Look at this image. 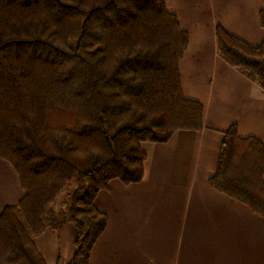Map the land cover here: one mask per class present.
<instances>
[{
  "label": "trees",
  "instance_id": "obj_1",
  "mask_svg": "<svg viewBox=\"0 0 264 264\" xmlns=\"http://www.w3.org/2000/svg\"><path fill=\"white\" fill-rule=\"evenodd\" d=\"M188 42L167 0H0V159L25 191L0 215V264H47L36 239L60 230L63 192L76 229L69 264H90L108 225L99 193L143 181L144 143L204 128L181 83ZM216 42L264 89V41L217 26ZM209 184L264 218V144L232 125Z\"/></svg>",
  "mask_w": 264,
  "mask_h": 264
},
{
  "label": "crops",
  "instance_id": "obj_2",
  "mask_svg": "<svg viewBox=\"0 0 264 264\" xmlns=\"http://www.w3.org/2000/svg\"><path fill=\"white\" fill-rule=\"evenodd\" d=\"M189 42L180 63L183 93L204 107V128L144 143L145 177L110 183L96 199L108 217L90 264H264V218L212 188L223 133L264 144V89L231 67L217 49L216 28L252 46L264 41V0H167ZM25 195L15 169L0 159V215ZM76 229L64 220L36 246L47 264H69Z\"/></svg>",
  "mask_w": 264,
  "mask_h": 264
},
{
  "label": "rangeland",
  "instance_id": "obj_3",
  "mask_svg": "<svg viewBox=\"0 0 264 264\" xmlns=\"http://www.w3.org/2000/svg\"><path fill=\"white\" fill-rule=\"evenodd\" d=\"M68 199V192L61 193L55 202L56 213L59 220L64 221L67 218L65 202Z\"/></svg>",
  "mask_w": 264,
  "mask_h": 264
}]
</instances>
